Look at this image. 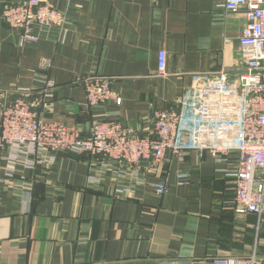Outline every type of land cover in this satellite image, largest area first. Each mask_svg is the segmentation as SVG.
<instances>
[{
    "label": "crops",
    "instance_id": "crops-1",
    "mask_svg": "<svg viewBox=\"0 0 264 264\" xmlns=\"http://www.w3.org/2000/svg\"><path fill=\"white\" fill-rule=\"evenodd\" d=\"M25 1L0 0V115L29 90L41 117L82 135L114 120L153 136L155 110L179 106L221 76L235 84L245 71L239 37L247 17L224 0H30L63 10L67 35L54 28L21 45L1 13ZM96 74L121 104H88L84 80ZM44 80L56 85L52 99ZM8 151L0 149V264H212L252 255L264 264V215L233 206L237 152L226 162L188 150L130 167L60 150L9 177ZM162 182L168 190L159 195Z\"/></svg>",
    "mask_w": 264,
    "mask_h": 264
},
{
    "label": "built area",
    "instance_id": "built-area-1",
    "mask_svg": "<svg viewBox=\"0 0 264 264\" xmlns=\"http://www.w3.org/2000/svg\"><path fill=\"white\" fill-rule=\"evenodd\" d=\"M223 6L244 10L247 17L239 37L246 66L237 83L229 84L221 76L196 86L193 94L182 97L179 106L155 110L153 136L114 120L95 122L89 135H82L65 122L41 117L27 97L29 90H21L23 95L1 107L0 149L9 150L7 176L12 177L19 166L33 168L40 159H51L60 150L101 155L130 167L149 159L163 162L173 156L181 158L188 150L200 156L210 152L226 162L237 152L239 166L232 174L236 180L234 209L264 215V0H224ZM1 17L20 31L21 45L49 37L54 28L62 38L67 35L65 12L45 2L8 4ZM165 66L166 53L162 52L160 75H164ZM44 83L46 98L52 99L56 85L50 80ZM84 88L90 105L122 103L110 82L99 74L85 78ZM48 100L44 99L45 103ZM155 190L163 195L168 186L158 183ZM212 264H260V260L256 255L218 257Z\"/></svg>",
    "mask_w": 264,
    "mask_h": 264
}]
</instances>
